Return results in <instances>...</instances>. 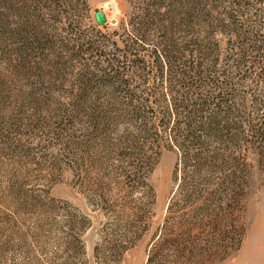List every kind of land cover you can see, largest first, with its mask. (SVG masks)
<instances>
[{"label": "trees", "instance_id": "obj_1", "mask_svg": "<svg viewBox=\"0 0 264 264\" xmlns=\"http://www.w3.org/2000/svg\"><path fill=\"white\" fill-rule=\"evenodd\" d=\"M72 1L44 6L71 36L56 37L54 73L74 63L67 116L86 115L87 130L77 137L89 148L78 182L107 219L95 259L119 262L150 229L156 192L149 178L168 148L179 155L176 188L146 264L223 262L246 234L251 141L264 143V120L247 109L258 101L251 85L264 82V0L257 7L255 0H143L121 21L122 32L97 28L88 35L63 13ZM252 9L258 19L249 18ZM26 31L19 36L22 57L43 58L52 39ZM81 218L84 232L92 222Z\"/></svg>", "mask_w": 264, "mask_h": 264}, {"label": "rangeland", "instance_id": "obj_2", "mask_svg": "<svg viewBox=\"0 0 264 264\" xmlns=\"http://www.w3.org/2000/svg\"><path fill=\"white\" fill-rule=\"evenodd\" d=\"M142 1L86 0L85 6L81 0H73V8L63 13L87 35L97 28L104 33L122 32L121 21L128 20L134 6ZM52 2L54 5V0H0V264H108L94 257L100 229L107 219L101 211L92 209L86 188L78 182V171L88 166L83 165L82 155L86 150L84 156H88L89 148L83 143L84 137H77L87 130L86 115L80 113L74 119L67 116L73 100L74 63L63 75L56 77L54 73L55 55L61 50L56 37L61 35L71 42V36L61 29L63 24L54 22V15H50L55 14L53 9L47 13L44 4ZM257 2L252 3L263 6ZM112 4L115 9H111ZM95 8L103 9L107 24L97 23ZM254 11L249 18L258 19ZM26 28L27 33L47 34L52 39L53 45L43 58L22 57L26 44L19 36ZM250 90L258 101L248 103L249 115L264 120V82L258 88L251 85ZM178 157L175 149L162 150L149 178L156 192L151 227L114 264H146L149 244L176 188ZM248 162L246 234L240 249L217 264H264L261 139L251 141ZM39 201H50V208L40 207ZM82 215L92 222L84 232L79 229L83 228ZM72 222H77L75 229L69 227ZM81 231L82 243L77 240Z\"/></svg>", "mask_w": 264, "mask_h": 264}, {"label": "water", "instance_id": "obj_3", "mask_svg": "<svg viewBox=\"0 0 264 264\" xmlns=\"http://www.w3.org/2000/svg\"><path fill=\"white\" fill-rule=\"evenodd\" d=\"M95 19L99 25H105L108 23V19L103 9L95 8Z\"/></svg>", "mask_w": 264, "mask_h": 264}, {"label": "built area", "instance_id": "obj_4", "mask_svg": "<svg viewBox=\"0 0 264 264\" xmlns=\"http://www.w3.org/2000/svg\"><path fill=\"white\" fill-rule=\"evenodd\" d=\"M116 6L114 4L111 5V9H115Z\"/></svg>", "mask_w": 264, "mask_h": 264}]
</instances>
